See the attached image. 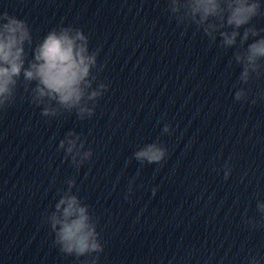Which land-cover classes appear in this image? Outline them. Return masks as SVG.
<instances>
[{
  "label": "clouds",
  "instance_id": "1",
  "mask_svg": "<svg viewBox=\"0 0 264 264\" xmlns=\"http://www.w3.org/2000/svg\"><path fill=\"white\" fill-rule=\"evenodd\" d=\"M261 9L260 0H167V11L177 25L194 26L212 44L218 35L220 47L236 48L233 60L242 69L241 84H247L253 75L264 74V36L261 35L264 29L258 30L251 24L255 17L264 14ZM250 38L252 42L247 43ZM26 49H31V58ZM97 57L98 50H90L89 37L81 28L71 25L53 28L33 45L26 20L7 11L0 13V113L15 104L22 84L29 93L30 103L41 108L43 117L55 118L74 111L80 120L91 118L97 100L109 87L98 82L94 73ZM261 96L264 98V94ZM247 98L243 87L234 93L237 102ZM170 127L165 124L163 133H169ZM58 150L64 151L65 159L70 158L77 170L93 155L90 148L85 150V140L74 131H69L59 142ZM167 155V149L157 141L138 148L132 158L140 164L151 165L161 164ZM230 175L231 168L225 164L224 179ZM66 183L67 189L59 194L52 210L45 213L44 222L61 253L76 258L92 257L84 264H96L104 251L97 231L98 221L90 206L73 193L75 179H68ZM256 207L259 222L253 218L246 219L245 223L264 228V201H257ZM248 264H260V261L252 256Z\"/></svg>",
  "mask_w": 264,
  "mask_h": 264
}]
</instances>
